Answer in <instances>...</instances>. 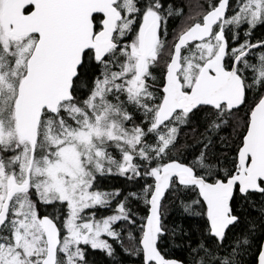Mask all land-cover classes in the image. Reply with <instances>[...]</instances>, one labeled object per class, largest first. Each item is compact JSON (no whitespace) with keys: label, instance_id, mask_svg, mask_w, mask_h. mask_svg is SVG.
Masks as SVG:
<instances>
[{"label":"snow or ice","instance_id":"1","mask_svg":"<svg viewBox=\"0 0 264 264\" xmlns=\"http://www.w3.org/2000/svg\"><path fill=\"white\" fill-rule=\"evenodd\" d=\"M0 264H264V0H0Z\"/></svg>","mask_w":264,"mask_h":264},{"label":"trees","instance_id":"2","mask_svg":"<svg viewBox=\"0 0 264 264\" xmlns=\"http://www.w3.org/2000/svg\"><path fill=\"white\" fill-rule=\"evenodd\" d=\"M120 183L121 181L119 180H113V181H105V187H109V186H112V185H115V186H120ZM175 255H180V253H175Z\"/></svg>","mask_w":264,"mask_h":264},{"label":"flooded vegetation","instance_id":"3","mask_svg":"<svg viewBox=\"0 0 264 264\" xmlns=\"http://www.w3.org/2000/svg\"><path fill=\"white\" fill-rule=\"evenodd\" d=\"M105 214H107V213H105Z\"/></svg>","mask_w":264,"mask_h":264}]
</instances>
